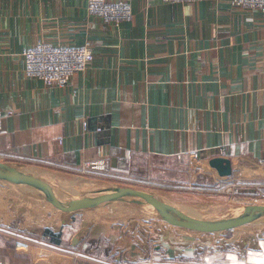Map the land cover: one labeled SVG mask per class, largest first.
Segmentation results:
<instances>
[{
	"label": "crops",
	"instance_id": "0c3cea01",
	"mask_svg": "<svg viewBox=\"0 0 264 264\" xmlns=\"http://www.w3.org/2000/svg\"><path fill=\"white\" fill-rule=\"evenodd\" d=\"M87 3L0 0V160L56 171L104 161L113 174L167 183L187 180L190 163L215 177L209 160L220 155L233 170L243 160L264 165V11L230 0H131L133 17L115 23ZM40 41L89 43L94 60L68 84L47 85L25 71L23 51ZM25 169L52 185L75 179ZM67 213L80 212L61 213L57 229L43 219L20 223L19 231L0 226V262L264 264V233L207 253L170 245L163 255L134 220H83L77 233ZM165 226L155 223L163 236ZM46 228L63 232L61 246L42 240ZM77 244L97 257L71 252Z\"/></svg>",
	"mask_w": 264,
	"mask_h": 264
},
{
	"label": "rangeland",
	"instance_id": "374dc122",
	"mask_svg": "<svg viewBox=\"0 0 264 264\" xmlns=\"http://www.w3.org/2000/svg\"><path fill=\"white\" fill-rule=\"evenodd\" d=\"M1 159H3L0 160L1 162L11 163L15 168L20 169V171L30 173L31 170H24V168L38 166L57 172L64 177L75 178L71 181L72 183L63 185L73 184L75 186L95 188L118 184L135 187L154 194L156 199L162 203L192 213L205 212L219 215L229 212L240 205L264 203V177H262L264 175H256L251 172V170H258L260 168L264 170V165H257L246 160L236 162L233 174L227 178H221L218 174L215 177H211L207 169L203 168L202 165L199 167V164L190 163L187 169V180L167 183L149 178L134 179L130 176L120 177L121 175L118 176L111 172L103 174L80 171H56L50 163H47L50 166L47 164L46 166L35 162L17 161L9 158ZM181 209L178 210L182 211ZM73 215H76L77 218H74ZM61 217V209L49 202L44 196L0 182V226L8 224L11 225L12 229L18 230L20 223L32 224L35 221L43 219V222L48 221V223L54 224L57 229L58 220ZM65 217L74 224L73 228L77 227V233L81 232L78 228L83 220H97L96 222L98 223H101L104 219L118 221L134 220L137 226L140 225L141 230L148 232L149 244L155 249L159 246L163 255L170 253L168 248L170 245H180L182 251L186 248H203L205 250L203 253H207L214 247L224 250L229 247L242 246L264 233V217H261L251 218L233 227L214 231H195L167 224L165 227L170 229V231L166 232L163 236L161 229H164V227H155V223L157 222L162 226L164 224L163 221L152 216L141 205L126 201L102 204L92 209L81 210L78 214L67 213ZM72 232L73 229L67 230L68 234ZM24 233L35 234L31 230H24ZM167 235L168 238L166 237ZM69 237L70 235L66 238L69 239ZM29 238L34 237L30 236ZM90 244H93V242ZM81 249L77 244V250L71 249V252L79 253L83 257L91 255L97 257L91 253H88V255L82 252L84 250ZM66 250L69 249L66 248ZM182 260L187 263L185 257H182ZM171 261L173 260L164 258L161 264H169Z\"/></svg>",
	"mask_w": 264,
	"mask_h": 264
},
{
	"label": "water",
	"instance_id": "95a60500",
	"mask_svg": "<svg viewBox=\"0 0 264 264\" xmlns=\"http://www.w3.org/2000/svg\"><path fill=\"white\" fill-rule=\"evenodd\" d=\"M220 176L233 173L232 160L226 156H215L209 160ZM11 163L0 161V182L28 188L48 199L64 212H80L115 201L134 202L144 207L152 216L171 226L198 231H214L233 227L251 218L264 217V203H249L237 206L229 212L211 217L191 216L175 206H169L156 199L150 192L113 184L99 189H86L78 195L57 185H52L31 173L20 171ZM78 241L73 238V244Z\"/></svg>",
	"mask_w": 264,
	"mask_h": 264
},
{
	"label": "built area",
	"instance_id": "2783aa9c",
	"mask_svg": "<svg viewBox=\"0 0 264 264\" xmlns=\"http://www.w3.org/2000/svg\"><path fill=\"white\" fill-rule=\"evenodd\" d=\"M163 1L189 3L200 0ZM230 3L235 6L264 11V0H230ZM87 9L90 13L101 16L106 22L118 23L133 17L131 0H88ZM23 56L27 75L38 77L47 85L68 84L74 74L87 70L94 60V52L89 43L83 45H55L40 41L27 47L23 51ZM3 116V111L0 109V128ZM75 171L103 174L109 172L104 161L85 163ZM0 264L2 263L0 262ZM147 264L156 263L149 262Z\"/></svg>",
	"mask_w": 264,
	"mask_h": 264
},
{
	"label": "bare ground",
	"instance_id": "6f19581e",
	"mask_svg": "<svg viewBox=\"0 0 264 264\" xmlns=\"http://www.w3.org/2000/svg\"><path fill=\"white\" fill-rule=\"evenodd\" d=\"M254 162V161H253ZM256 164V163H255ZM258 165V164H257ZM251 170V169H250ZM251 172H253V174H256V175H264V170L263 169H258V170H251ZM264 177V176H262ZM5 183V182H4ZM8 185H11V186H15V185H12V184H9V183H6ZM57 186L59 187H62L64 189H66L67 191L71 192V193H74L76 195H78L79 193H81V191H84L86 189H99V188H103V187H106L105 186H99V187H95V188H86V187H83V186H75V185H59V184H56ZM108 185V184H107ZM15 187H18L20 189H25L27 190L28 192L30 193H36L28 188H24V187H19V186H15ZM38 194V193H36ZM40 195V194H39ZM181 209V208H179ZM178 210V209H177ZM182 210V209H181ZM184 210H182L181 212H183ZM61 213H64V211L61 210ZM183 213H186V214H189L191 216H198V217H211V216H214V215H218V214H214V213H192V212H188V211H184Z\"/></svg>",
	"mask_w": 264,
	"mask_h": 264
},
{
	"label": "trees",
	"instance_id": "16d2710c",
	"mask_svg": "<svg viewBox=\"0 0 264 264\" xmlns=\"http://www.w3.org/2000/svg\"><path fill=\"white\" fill-rule=\"evenodd\" d=\"M42 240L53 243L55 246H61L63 244V232H55L50 228H46Z\"/></svg>",
	"mask_w": 264,
	"mask_h": 264
}]
</instances>
